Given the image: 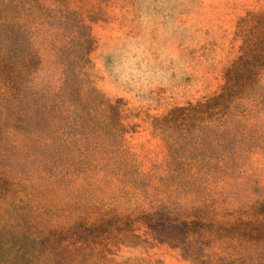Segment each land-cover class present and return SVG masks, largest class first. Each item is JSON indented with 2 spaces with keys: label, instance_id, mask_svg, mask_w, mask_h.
Instances as JSON below:
<instances>
[{
  "label": "rangeland",
  "instance_id": "374dc122",
  "mask_svg": "<svg viewBox=\"0 0 264 264\" xmlns=\"http://www.w3.org/2000/svg\"><path fill=\"white\" fill-rule=\"evenodd\" d=\"M262 13L264 0H0V264H196L149 220L204 207L222 228L204 263L237 264L233 212L264 202V73L223 138L212 121L199 139L156 125L221 93Z\"/></svg>",
  "mask_w": 264,
  "mask_h": 264
},
{
  "label": "trees",
  "instance_id": "16d2710c",
  "mask_svg": "<svg viewBox=\"0 0 264 264\" xmlns=\"http://www.w3.org/2000/svg\"><path fill=\"white\" fill-rule=\"evenodd\" d=\"M241 33V54L227 70L221 93L204 103L174 109L157 123L158 130H171V133L177 132L186 137L196 129L193 133L198 132L195 137L199 139L198 136L202 138L204 132L202 126L212 121L218 130V136L229 135L227 118L231 114L230 110L234 112L241 100H248L249 93L258 89L264 73V13L257 16L253 25L243 29ZM192 142L199 147V140L179 141L180 146ZM207 213V207H204L166 220L151 219L149 223H156L155 227L163 229L156 232L161 241L182 248L186 257L196 264H205L200 252L208 240L215 238L217 231H222L221 227L214 225L211 218H206ZM233 213L238 218L236 225L232 226V233L242 241L239 244L237 264H264V202L254 203L247 209H236ZM189 217H192L191 220H188ZM242 218L244 219L241 220Z\"/></svg>",
  "mask_w": 264,
  "mask_h": 264
}]
</instances>
